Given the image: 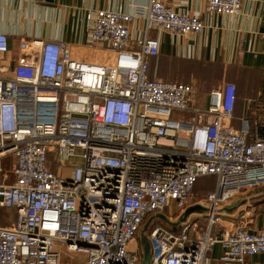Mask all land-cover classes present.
Returning a JSON list of instances; mask_svg holds the SVG:
<instances>
[{
    "label": "built area",
    "instance_id": "built-area-1",
    "mask_svg": "<svg viewBox=\"0 0 264 264\" xmlns=\"http://www.w3.org/2000/svg\"><path fill=\"white\" fill-rule=\"evenodd\" d=\"M204 2L227 14L241 5ZM91 15L90 38L108 59L71 57L64 40L33 37L19 40L8 67L0 31V264H139L142 247L130 243L149 214L171 205H202L204 223L189 214L177 232L150 226L148 264H203L215 243L225 264L264 252V229L216 224L220 206L264 183V137L248 139L249 118L234 114V83L211 88L199 105L191 83L149 76L159 48L149 30L199 33V15L164 0ZM134 16L142 34L131 40ZM210 174L213 187L192 199ZM55 242L84 259L62 262Z\"/></svg>",
    "mask_w": 264,
    "mask_h": 264
},
{
    "label": "crops",
    "instance_id": "crops-1",
    "mask_svg": "<svg viewBox=\"0 0 264 264\" xmlns=\"http://www.w3.org/2000/svg\"><path fill=\"white\" fill-rule=\"evenodd\" d=\"M175 10L199 15L204 27L199 33H174L165 29H150L149 34L159 42L158 53L149 60V76L178 80L182 70L190 66L187 61L219 63L223 66V77L235 82L239 70L245 71V90L240 105L235 111L239 116L245 112L251 100L264 99V0H241L235 14L205 10L204 0H164ZM147 0H0V31L7 36L8 49L2 55V63L12 67L19 52L21 38H47L64 40L68 44L69 56L100 61L108 59L111 51L90 38L92 12L98 8H116L122 4L128 12ZM131 40L142 34V18L134 16L129 22ZM191 67V66H190ZM193 67V66H192ZM191 82L197 73L190 71ZM251 75H256L255 80ZM222 78V79H223ZM256 83L258 86L256 87ZM256 89V94L254 91ZM210 90V89H209ZM205 91V90H203ZM206 90L199 105H206ZM235 124L236 121L234 120ZM225 210L217 217V226L225 228L242 223L250 230L264 229V183L242 190L231 201L224 204ZM177 210V209H176ZM179 210V209H178ZM183 212L168 216L172 230H179L175 221ZM200 222L204 215L190 213ZM191 235L194 232L191 231ZM138 239V238H137ZM134 246L135 240L130 243ZM64 263L84 259V252L70 251L65 246H55ZM221 247L215 243L207 252L203 264H225L219 259ZM65 259H69L64 261ZM232 264H264V252L246 255L243 262Z\"/></svg>",
    "mask_w": 264,
    "mask_h": 264
},
{
    "label": "trees",
    "instance_id": "trees-1",
    "mask_svg": "<svg viewBox=\"0 0 264 264\" xmlns=\"http://www.w3.org/2000/svg\"><path fill=\"white\" fill-rule=\"evenodd\" d=\"M189 65L193 66L194 68V72L197 73V76L200 77V79L202 81L205 82V85L201 88L202 90H209L211 88V84H212V79L214 77H225L228 78L229 76H224L223 75V66L222 64L219 63H203L200 61H187ZM245 71L244 70H239L237 79H236V84H237V91L235 90V102H234V114L235 111L238 109V104L237 103V99L240 98L242 96V94H246V93H250L249 89L248 92L245 90V83H244V79L246 77V75L244 74ZM251 78H253L255 80V78L257 77L256 75H251ZM258 86V83H256V87ZM256 89L254 91V94H256ZM245 115L249 118L250 124H251V134L248 136V139H251L252 137H254V133H257L260 136L264 137V99L261 100H251L249 101V105L246 107L245 109ZM205 176V175H202ZM199 176L198 179L195 182V187L198 184V180L200 179ZM206 176H210L211 178V182L209 184H213L214 180H215V176L213 174L210 175H206ZM200 183V182H199ZM214 185V184H213ZM195 189V188H194ZM7 212L4 211V213ZM4 222V221H3ZM1 222V223H3Z\"/></svg>",
    "mask_w": 264,
    "mask_h": 264
},
{
    "label": "rangeland",
    "instance_id": "rangeland-1",
    "mask_svg": "<svg viewBox=\"0 0 264 264\" xmlns=\"http://www.w3.org/2000/svg\"><path fill=\"white\" fill-rule=\"evenodd\" d=\"M191 66V65H190ZM187 66V67H185L183 70H182V72H180V74H179V81L180 80H184V79H187V78H189V75H188V73L190 72V71H194V68L191 66ZM200 77H201V75H200ZM200 77L199 76H197V78H193L192 79V81L191 82H189V83H191L192 85H193V87H194V89H195V100L196 101H200L201 99H202V96H203V94H204V92L206 91H203L201 88L205 85V82L204 81H202L201 79H200ZM223 78V77H222ZM221 77H219V78H217V77H214L213 79H212V84H211V88H213V87H217V86H220V85H222L224 82H233L234 83V85H235V90L237 91V84H236V82L235 81H233V80H227V79H222ZM177 80V79H176ZM185 82V81H184ZM187 82V81H186ZM210 88V89H211ZM209 91V90H208ZM236 104H239L240 105V98H238L237 99V103ZM175 116V115H174ZM76 161H78V158L77 157H72V158H70L69 160H68V164H70V163H73V162H76ZM199 182H198V184H197V186L195 187V189H194V191H193V193H192V199H196V198H198V197H201V195L206 191V189H208V188H212L213 187V184H214V182H215V180H214V182H213V184L211 183V184H209L210 182H211V178H210V176H202V177H200V179L198 180ZM177 208H175L173 205H171V206H168L167 208H165V209H163V211H161V212H158V214H162V215H165L166 217H168V216H174V215H176L178 212H179V210L177 209ZM4 211H6V208H1L0 209V213L1 214H3L4 213ZM158 214H156V215H153L152 217H150V219H149V223H148V227H147V229H149V227L150 226H152V225H154V224H161V225H163V226H166L167 228H169V229H171L170 228V226L168 225V223H167V220L166 219H164L165 218V216H161V215H158ZM151 214H149L147 217H146V219L144 220V222H146L147 220H148V218H149V216H150ZM191 217H194V216H191ZM218 217V216H217ZM218 221V220H217ZM1 222H3L2 220H1V218H0V223ZM144 222H143V224H144ZM202 224L204 223V221H202L201 222ZM143 224H142V226H143ZM217 224V223H216ZM238 224H241L242 225V223H238ZM141 226V227H142ZM172 230V229H171ZM147 231V230H146ZM173 232H175V230H172ZM137 238H138V236H137ZM135 243H136V245L137 244H140L139 243V238L138 239H136L135 240ZM55 246H65L63 243H61V242H55ZM66 260H69V259H65L64 261H66Z\"/></svg>",
    "mask_w": 264,
    "mask_h": 264
},
{
    "label": "water",
    "instance_id": "water-1",
    "mask_svg": "<svg viewBox=\"0 0 264 264\" xmlns=\"http://www.w3.org/2000/svg\"><path fill=\"white\" fill-rule=\"evenodd\" d=\"M225 208H226L225 205L220 206L217 209V216L219 215L220 212H223L225 210ZM205 210L206 209L202 205L193 204V205L187 207L185 210H183V212L180 214V216H178L177 220L175 221V224L178 225L182 220H184L192 212L193 213H200L203 215ZM156 214H158V213H156ZM156 214H151L149 216L148 220L146 222H144L143 226L140 228V230L138 232L139 243L142 247V257H141L139 264H148L149 257H150V244H149V240H148L147 235H146V230L148 227L150 217H152L153 215H156ZM158 215H161L162 217L165 216L162 214H158ZM164 219H166L167 222H170L166 216Z\"/></svg>",
    "mask_w": 264,
    "mask_h": 264
}]
</instances>
